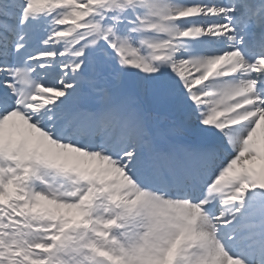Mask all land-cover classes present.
<instances>
[{
  "label": "snow or ice",
  "instance_id": "snow-or-ice-1",
  "mask_svg": "<svg viewBox=\"0 0 264 264\" xmlns=\"http://www.w3.org/2000/svg\"><path fill=\"white\" fill-rule=\"evenodd\" d=\"M0 264H264V0H0Z\"/></svg>",
  "mask_w": 264,
  "mask_h": 264
}]
</instances>
